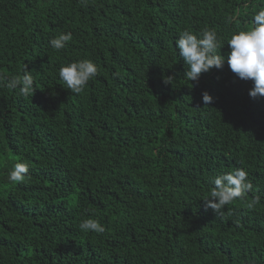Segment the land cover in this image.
Returning a JSON list of instances; mask_svg holds the SVG:
<instances>
[{
	"label": "trees",
	"instance_id": "1",
	"mask_svg": "<svg viewBox=\"0 0 264 264\" xmlns=\"http://www.w3.org/2000/svg\"><path fill=\"white\" fill-rule=\"evenodd\" d=\"M261 8L0 0V264H264V96L231 72L226 44ZM205 29L224 67L189 81L175 41ZM61 33L72 39L53 49ZM83 59L98 73L75 94L58 72ZM25 67L21 94L8 81ZM17 162L29 171L10 182ZM237 167L251 190L212 209L214 178ZM87 219L104 231L81 229Z\"/></svg>",
	"mask_w": 264,
	"mask_h": 264
},
{
	"label": "clouds",
	"instance_id": "2",
	"mask_svg": "<svg viewBox=\"0 0 264 264\" xmlns=\"http://www.w3.org/2000/svg\"><path fill=\"white\" fill-rule=\"evenodd\" d=\"M72 39L71 33H61L57 38L50 40L53 49L60 50ZM230 51L227 53V64L241 80L253 81L249 95L253 98L264 96V8L253 14L252 26L234 32L226 43ZM179 56L188 66L184 77L189 81H199L202 73L211 69H222L225 57L217 53V49L224 47L214 29H205L199 36L192 31L184 30L175 41ZM98 67L95 62L83 59L69 62L60 67L59 78L67 85L68 90L79 94L87 83L96 77ZM166 83H168L165 80ZM21 94H28L32 89L33 81L30 71L25 67L22 79L16 77L8 81V87L21 86ZM213 97L208 92L202 93V101L210 104ZM29 171V165L17 162L8 173L10 182H22ZM248 173L243 168H235L232 172L217 175L213 180V189L207 204L214 210H220L226 204L239 198L246 191L251 190L252 184L247 180ZM81 229L102 233L104 227L94 219L84 220Z\"/></svg>",
	"mask_w": 264,
	"mask_h": 264
},
{
	"label": "bare ground",
	"instance_id": "3",
	"mask_svg": "<svg viewBox=\"0 0 264 264\" xmlns=\"http://www.w3.org/2000/svg\"><path fill=\"white\" fill-rule=\"evenodd\" d=\"M216 93V92H215Z\"/></svg>",
	"mask_w": 264,
	"mask_h": 264
}]
</instances>
